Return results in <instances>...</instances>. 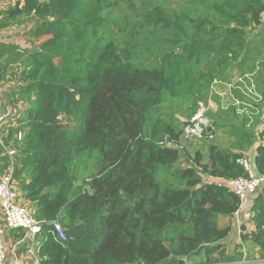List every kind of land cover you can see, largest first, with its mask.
Segmentation results:
<instances>
[{"label":"trees","instance_id":"obj_1","mask_svg":"<svg viewBox=\"0 0 264 264\" xmlns=\"http://www.w3.org/2000/svg\"><path fill=\"white\" fill-rule=\"evenodd\" d=\"M147 1L136 19L126 0H0V30L20 17L33 22L17 41L0 40V89L15 82L10 101L24 106L0 137L15 150L19 202L41 224L39 264H185L192 254L224 255L230 227L219 218L237 211L230 181L246 175L244 155L214 144L201 147L206 154L194 150L183 124L250 53L246 29L264 26V0H207L194 15ZM161 30L167 37L145 51L131 43ZM257 91L264 107V83ZM210 125L204 138L213 137ZM258 139L254 169L264 175V127ZM93 156L95 173L76 186L75 166ZM252 210L240 238L264 259V185ZM9 233L21 239L25 230Z\"/></svg>","mask_w":264,"mask_h":264},{"label":"rangeland","instance_id":"obj_2","mask_svg":"<svg viewBox=\"0 0 264 264\" xmlns=\"http://www.w3.org/2000/svg\"><path fill=\"white\" fill-rule=\"evenodd\" d=\"M126 1L130 3V5L129 4L124 5L126 8V12L130 13L134 18H136L135 16L141 15V11L144 7L145 8L149 7V3L147 0H126ZM132 3H134V5H132ZM206 4H207V0H167V3H166L167 14L168 13H178V14L194 15L195 13L199 12L203 7H205ZM29 18L30 17H20L16 23L17 26H15V28L13 29V33L11 34L12 36H10L9 38L18 40L19 37L23 33L27 32V30H29V28L31 27L30 24L26 23L27 21H30ZM262 28H264V26H261V27L259 26V28L254 27L251 29H246L247 40L249 41L253 40V41L249 43L250 53L246 54V57H245V54L243 53L241 55V58H244V57L245 58H264V53H262L263 51L262 42L260 41L264 37V33H263V36L258 35V31ZM156 34H157L156 36L153 33L148 34L147 41L143 43H140L141 42L140 37L138 35H135L134 40H132L131 43H134V41H137L136 43L137 47H140L141 50L145 51L147 50V47L151 45V43L154 41L155 38H156L155 44H160V40L158 39V36L160 38L167 37V33L162 30L158 31ZM254 38H257L258 41H256ZM182 46H183V41H181L178 44L173 45V49H175V51L178 52L182 49ZM137 47L135 48V51H137ZM237 61H235V63ZM235 69H237V66H235ZM198 70H202V69L198 68ZM260 73L261 71L257 72V75L252 77L255 81H257L256 83L258 87H262V84L264 83V77L262 80L260 78L262 74ZM234 76H236L235 72L233 74V77ZM233 84H235V79H232V80L229 79L228 82L218 81L213 84L211 88L212 94L209 96L207 103L204 104L206 107L205 115L207 116L210 123L212 121V125L214 127L213 137L212 138L206 137V138H202L198 140H194V139L185 140V143L187 145L193 142L194 143L198 142L197 145L199 146L195 147V145L193 144L191 145V148H193L194 150H201L202 152L206 154V151H204L201 147L203 145H205L204 147H206L207 145H210V144L217 145L220 148L247 149L252 143H255V141L259 140L256 136V131H254V125H252L250 121L247 120L248 121L247 122L244 120L245 118L250 117L249 114L251 115L252 112H256V107H258L259 105L256 102V99H258V96L254 98V95L252 94L246 95V97L249 98L248 103L250 104V106H252V109L249 110L250 107L246 106L248 109H246L244 112H240L239 110L240 106H238L240 104L239 98H238L239 96L237 93V89L235 88V85ZM3 87H5V85ZM3 90L4 88L0 90V94L1 92H3ZM251 93L255 94L256 91L255 92L251 91ZM211 99L218 104V107L220 109H217V111H213V108H216L217 105H215L213 102L212 103L210 102L211 103L210 104L209 101ZM1 104H2V101H1V96H0V107H1ZM228 107L230 108L226 110L221 109V108H228ZM198 109L195 112H193V109L187 111L188 114L191 115V117L188 118L189 120L194 116V114L198 111ZM2 113H0V115H2ZM7 117L5 119H7ZM181 118H184V117H181ZM181 159H182L181 162H183L184 158L181 157ZM96 166H97L96 156L89 157L85 161L78 163L74 169L75 174H76L75 185L77 186L79 184H82V181L84 182L90 175L95 173ZM38 244H39V241H38ZM250 247L251 248H249V253L250 251L254 249L253 243H251ZM245 250L247 251V248ZM246 251L245 253L244 251L238 252L237 255L239 256L241 254L244 255L247 253ZM249 253H248V256L253 257V254L250 255ZM197 255H202V252L190 255L187 258L186 263H189V264H227L229 260L231 259V257H228L227 255L221 256L220 254L216 253L214 256H210L208 261L207 260L205 261V259L202 257L198 259ZM236 264H239V263H236Z\"/></svg>","mask_w":264,"mask_h":264},{"label":"crops","instance_id":"obj_3","mask_svg":"<svg viewBox=\"0 0 264 264\" xmlns=\"http://www.w3.org/2000/svg\"><path fill=\"white\" fill-rule=\"evenodd\" d=\"M43 1V0H40ZM2 6H0L1 10ZM19 19V18H18ZM32 21H27L26 23L30 24L32 26L33 22ZM16 25L8 28L7 30H0V40H10L14 41V39L9 38L12 36L11 34L13 33V29L15 28ZM17 41V40H15ZM238 60V61H237ZM235 63L233 62L236 66L237 69H235V66L233 68V71L235 72L236 76L233 77L234 72L232 71L231 74V79H235V88L237 89L238 93V98L240 104L239 110L240 112H244L246 109H248L246 106L250 107L249 110L252 109V106L248 103V97L246 95H254V98L258 96V99L261 97L260 93L257 91L258 86H257V81H255L252 77L257 75V72L261 71V79L263 80L264 77V58H238ZM253 63V70L250 69V64ZM259 82V81H258ZM18 85H15L14 82H9L5 84V87H2L0 90H3L1 92V107H0V113H8L7 119H4L0 123V135H6L7 129L9 127H13V121L16 120L20 112L23 110V106L20 104H15L13 105L12 102L10 101L11 94L14 92V90L17 88ZM261 87H259L260 89ZM251 91L256 93H251ZM256 99V102L259 104L258 107H256V112H252L251 115L249 114L250 117L245 118V121H250L252 125H254V131H256V136L258 138V132L264 127V107L263 105H260V100ZM214 103L216 108H213V111H217V109H220L218 107V104L213 101L212 99L209 101V103ZM210 103V104H211ZM17 105V106H16ZM204 107L206 114V107L204 104H200L199 108ZM20 108V110H19ZM228 108H221V109H229ZM2 113V114H3ZM5 117V118H6ZM247 121V122H248ZM212 123V121H211ZM7 127L6 130L5 127ZM257 125V126H256ZM2 136V135H1ZM260 143L259 140L255 141V143H252L247 149L244 148H233L234 151L241 152L243 153L244 157L250 160V164L254 167L255 162H254V157L256 153V147ZM6 152V151H5ZM4 151L0 153V179L3 178L5 175L10 174L12 171V165L11 161L9 158V155H6ZM8 160L10 162V165L8 163ZM219 225L221 227L229 226L230 227V232L229 234L221 241L223 244L222 249H224V255H227L228 257H231L229 262L227 264H234L242 261V254L240 256L237 255L238 252L244 251L247 248V253L246 258L248 260H255L258 259L259 256L257 254V247L254 245V249L250 251L249 253V248H251V242L249 240H241L240 234L242 232H247L251 229V220L249 217H247L245 214L241 213H235L232 217L229 216H221L219 218ZM4 239L7 245H13L17 243V249L15 254L9 253L8 254V264H27L28 262V256L25 254V243L24 242H19L20 239H16L12 237V234L7 233L4 234ZM250 245V246H249ZM252 252V253H251ZM217 252L213 253L215 255ZM248 253L250 255L253 254V257H249ZM212 255V256H213ZM198 259L203 258L202 255H197ZM231 262V263H230Z\"/></svg>","mask_w":264,"mask_h":264},{"label":"built area","instance_id":"obj_4","mask_svg":"<svg viewBox=\"0 0 264 264\" xmlns=\"http://www.w3.org/2000/svg\"><path fill=\"white\" fill-rule=\"evenodd\" d=\"M199 109L190 120H187L183 124L182 134L186 140H198L204 138L206 135V128L210 125V122L204 114L205 108L201 107ZM7 115L8 113L0 115V123ZM0 145H2L7 155H9L12 165L15 150L6 148L2 143L1 137ZM238 163L244 168L246 175L239 176L230 181L232 189L238 197L236 213L245 214L251 218L254 214L252 210L253 195L260 186L264 185V175L257 174L254 167L250 164V161L244 156L238 159ZM11 175L12 171L0 179V264H8V254H15L17 249V243L13 245L6 244L4 234L7 233L8 229L19 228L25 230V234L19 242L25 243V254L28 256L27 264H39L37 256L38 240L36 237L40 231L41 224L32 215L30 209L19 202L18 193L11 183ZM52 227L58 238L65 239L63 228L59 222L54 221ZM241 260L238 262L239 264L264 262V259L261 258L248 260L245 254L242 255Z\"/></svg>","mask_w":264,"mask_h":264},{"label":"water","instance_id":"obj_5","mask_svg":"<svg viewBox=\"0 0 264 264\" xmlns=\"http://www.w3.org/2000/svg\"><path fill=\"white\" fill-rule=\"evenodd\" d=\"M211 129H212V126L209 125V126H207L206 131L209 132Z\"/></svg>","mask_w":264,"mask_h":264}]
</instances>
